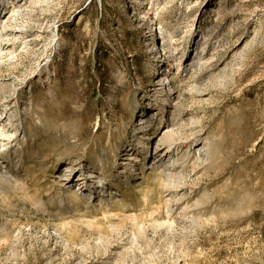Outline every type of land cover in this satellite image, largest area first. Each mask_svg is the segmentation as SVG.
Returning a JSON list of instances; mask_svg holds the SVG:
<instances>
[{
    "label": "rangeland",
    "instance_id": "374dc122",
    "mask_svg": "<svg viewBox=\"0 0 264 264\" xmlns=\"http://www.w3.org/2000/svg\"><path fill=\"white\" fill-rule=\"evenodd\" d=\"M18 5L0 24L18 35L0 59L14 101L11 119L0 104V264H264V0ZM150 18L180 41L169 55L197 36L207 57L176 83L172 147L155 146L171 130L160 113L145 154L132 129L168 59L151 54ZM186 64L166 63L177 78Z\"/></svg>",
    "mask_w": 264,
    "mask_h": 264
},
{
    "label": "bare ground",
    "instance_id": "6f19581e",
    "mask_svg": "<svg viewBox=\"0 0 264 264\" xmlns=\"http://www.w3.org/2000/svg\"><path fill=\"white\" fill-rule=\"evenodd\" d=\"M23 0H10V1H5V3L3 4L1 2L0 4V24L2 25L4 22L6 24H11V20H12V17L9 15L7 16L9 13H12V12H18V10H20L23 6H20L18 5L19 3L22 4V5H26V2H28V0H24L26 2L24 3H21ZM39 0H29V2H38ZM151 2V0H149ZM135 3H138L140 4L141 3V0H134ZM157 5V4H156ZM7 6H8V10H7ZM204 5L201 6L200 8L202 9H199L197 10V8L194 10V18L197 19L196 22L198 24V27L203 30L204 28H206V24L205 22L201 19L199 21V19L204 15ZM10 8H13V9H10ZM187 8V7H186ZM136 9V8H135ZM152 9V8H151ZM7 10V11H6ZM155 10V9H153ZM158 11V10H157ZM160 12V11H159ZM193 12V11H192ZM156 13V12H155ZM161 13V12H160ZM135 16V15H134ZM154 16V15H153ZM150 17V16H149ZM15 19V18H14ZM151 19V18H150ZM5 20V21H4ZM158 20V19H157ZM157 20H153L151 19V21H149L150 23H148V29L150 30V36H151V39H150V46H151V54L153 55V58L157 59V55L158 54H161L164 53V55H167V60H155L156 61V64L159 66V71L157 73V75L154 77V81L156 82L155 83V86L157 87V89L153 88L154 90V93L156 95H152L153 97L156 98L155 100V103L153 104L155 106V108L157 109H154L152 106L151 103H147L146 106H144L142 108V113L145 114V116L142 118H140V123L136 124L135 127H133L132 131L133 132H136V141L135 143H137L139 146V148H141V150H143L145 152V154H148V145L149 143H151L152 141H154V138H155V130L153 132V130H150L148 127H149V124L152 122V118H154L156 115H159L160 113L162 114L163 113V118H160L158 122H156V124H166L167 123V128L169 127V129L171 128V130L169 131V133H167L165 136L164 134L162 136H160L159 140L158 141H155V146L156 148H158L162 143H167V146H166V153L169 151V149L172 147L173 143H174V136L176 133H178V130L181 128V120L183 117L179 118L178 115H177V109L178 107L177 106V101L179 99V90H178V87H176V83L178 82H181V80L183 79L185 81V79L187 81L188 78L191 77V79L193 78H196L197 76V72H196V68L198 67V65H202L201 64V61L204 62V59L205 57H207V55H203L202 52L204 50L205 47H203V43L201 42V40L204 38L202 37L200 40H197V36L195 37H192L190 36L191 38H189V40L185 43L184 45V51H183V54L180 55V57L178 59H175L172 55H169V53H173L174 50L177 49V47L180 45V41H178L179 43H173L172 39H173V35H174V31H171V30H167L164 28V26H158V28H156V22ZM160 21V20H159ZM3 22V23H2ZM136 24H138V21L137 19L135 20ZM160 23V22H159ZM7 26V25H6ZM137 26V25H136ZM3 27H5L3 25ZM2 26L0 27V40L4 41V43H0V59L2 58V55L4 53H10V51H13L11 48V45L14 44V41L17 39V36L18 35H11L9 34V30L7 28H3ZM187 27V26H186ZM147 29V28H146ZM147 29V30H148ZM171 29V28H170ZM173 29V28H172ZM175 29V28H174ZM171 31V32H170ZM207 31V30H205ZM14 33V32H13ZM201 35L204 34L200 33ZM207 34V32H206ZM206 36V35H204ZM197 37V38H196ZM208 37V36H207ZM36 38V37H35ZM157 38V39H156ZM200 38V37H199ZM147 43V42H146ZM220 43V42H219ZM179 44V45H178ZM147 45V44H146ZM148 47V46H147ZM195 47V49L192 50V48ZM181 48V47H179ZM200 48L201 51H197V49ZM154 49V50H153ZM178 50V49H177ZM173 51V52H172ZM150 52V51H149ZM178 53V52H177ZM215 53V52H214ZM178 55V54H177ZM161 56V55H160ZM212 58V57H211ZM166 59V58H165ZM183 62L184 63H189V64H186L185 66V69L184 71L181 72L180 74V78H177L175 77V75L172 73V70H168V65H166V63L168 64V62ZM217 61V60H216ZM171 64V63H170ZM204 64V63H203ZM156 65V66H157ZM163 66L165 67V69L162 70ZM187 66H189V70L187 71ZM173 67V66H172ZM178 67V66H177ZM214 67V66H213ZM157 68V67H156ZM174 68H175V65H174ZM173 68V69H174ZM199 68V67H198ZM178 70V69H177ZM201 70V69H200ZM174 71V70H173ZM200 73V71H198ZM204 72V71H203ZM43 76H45V79L46 81H48L49 79V69L47 67H44L43 68ZM205 75V74H204ZM180 79V80H178ZM199 80V78H198ZM167 81V82H165ZM191 81V80H190ZM196 82V81H195ZM198 82V81H197ZM5 83H3L4 85ZM195 85V84H194ZM2 86V83L1 85ZM199 86V85H198ZM5 87V85H4ZM7 88V87H6ZM180 88V87H179ZM195 88V87H194ZM193 88V89H194ZM196 89V88H195ZM6 90V89H5ZM5 90L3 89V86L0 87V94H1V97H0V104H1V99H3L5 96ZM181 91V90H180ZM194 92V91H193ZM192 92V93H193ZM197 92V91H196ZM153 93V94H154ZM189 93V92H188ZM199 93V91H198ZM11 94V93H10ZM194 94V93H193ZM200 94V93H199ZM192 95V94H191ZM7 96V95H6ZM194 96V95H193ZM154 98V99H155ZM152 99V98H151ZM158 99V100H157ZM4 100V99H3ZM12 101V100H11ZM10 101V102H11ZM154 101V100H153ZM10 102H3L1 105L3 107V114L5 115H9L8 117L10 118L13 113L10 112V109H8V104ZM14 102V101H13ZM11 102V104L13 103ZM136 103V102H135ZM134 103V104H135ZM179 103V102H178ZM180 104V103H179ZM160 106V108H158ZM1 107V108H2ZM7 107V109H6ZM177 108V109H176ZM180 110V108H179ZM178 110V111H179ZM6 111V113H5ZM183 111V110H182ZM15 114V113H14ZM180 114V113H179ZM162 116V115H161ZM1 118V116H0ZM5 118V117H4ZM18 118V117H17ZM11 119V118H10ZM179 119V123H178V120ZM156 120V119H155ZM184 120V119H183ZM2 121V120H0ZM7 121V119H6ZM175 121H177L176 124H173ZM155 122V121H154ZM17 124V123H16ZM170 124V125H169ZM9 125V124H8ZM10 125L14 127V123L12 122V120L10 121ZM10 126V127H11ZM12 127V136L14 132H16L17 130V127L13 128ZM11 130V129H10ZM151 131V132H150ZM167 131V132H168ZM180 131V130H179ZM10 132V131H9ZM132 133V132H131ZM2 135V133L0 134ZM16 135V134H15ZM177 135V134H176ZM157 138V137H156ZM177 137H175L176 139ZM198 140V139H197ZM130 141V139H129ZM153 143V142H152ZM207 145V143H205ZM135 145V144H134ZM163 145V144H162ZM205 145V147H206ZM204 147V148H205ZM127 148H130V143L129 145H127ZM203 148V147H202ZM130 149H133V148H130ZM148 149V150H147ZM147 150V151H146ZM158 153V152H157ZM155 153L153 155V164L154 162H159V161H162V159H160V155ZM141 154L136 150H134V153L132 155H130V157H128L127 161L123 164V166L125 167V170L127 169V171L133 169V163L135 161H138V155ZM167 155V154H166ZM168 156V155H167ZM148 157H151V155H149ZM147 158V157H146ZM168 161V160H167ZM166 162V161H165ZM100 169L103 170V163L102 161L100 160ZM163 163V162H162ZM105 167H106V164H105ZM2 168V167H1ZM0 168V177L1 175H5V169H1ZM64 168V166H63ZM72 168V167H71ZM66 169L69 170V168L65 165V168L64 169H61V173L64 172ZM90 169V168H89ZM89 169H86V170H89ZM85 170V171H86ZM100 170V171H101ZM142 170V168H141ZM86 173V172H85ZM81 174V173H80ZM71 178L74 176V174H71ZM178 175V174H177ZM7 177V176H6ZM81 177V176H80ZM75 177H73V180H74ZM66 179V178H65ZM68 181L66 182L67 185H69L70 183L74 184V186H77V185H80V184H77L76 180L75 181ZM171 180V179H170ZM100 181V180H99ZM102 182V181H101ZM99 183V182H98ZM102 184V183H101ZM96 188H92V193H97L98 192L95 190ZM108 193V192H107ZM109 195V194H108ZM82 198V197H81ZM101 198V197H100ZM77 199V198H76ZM137 227V226H136ZM138 229V228H136ZM140 229V228H139ZM138 229V230H139ZM137 230V231H138ZM141 230V229H140ZM142 232V231H141ZM142 235V233H141Z\"/></svg>",
    "mask_w": 264,
    "mask_h": 264
}]
</instances>
